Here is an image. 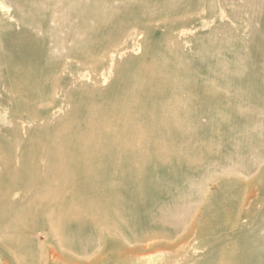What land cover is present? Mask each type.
Returning <instances> with one entry per match:
<instances>
[{
	"label": "rangeland",
	"instance_id": "1",
	"mask_svg": "<svg viewBox=\"0 0 264 264\" xmlns=\"http://www.w3.org/2000/svg\"><path fill=\"white\" fill-rule=\"evenodd\" d=\"M3 1L9 6L7 11L0 10V58L9 57L10 50L27 56L30 75L18 81L7 75L0 86V99L7 100L0 106V144L23 155L47 148L31 159L40 168L87 160L97 193L107 196L111 189L120 193V202L114 206L89 204L93 191H75L71 179L50 177L43 184L45 189L61 190V197L51 190L35 193L29 189L10 196L9 201L21 202L17 210L23 216L37 213L35 225L42 226L47 235L40 239L42 256L54 250L65 264L99 259L132 264L123 249L137 248L153 257L163 248L162 259L150 257L144 263L264 264V129L244 127L248 117L264 120V0H150L160 8L159 14L150 16L151 23L159 27L154 26L148 39H141L140 48L123 54L117 61L119 68L106 78L71 83L54 78L58 53L50 49L55 40L48 28L51 22L45 20L39 34L29 30L30 21L42 19L44 0ZM10 14L14 18L9 19ZM180 19L186 22L184 31L171 38L166 26L181 25ZM144 53L157 58V81L168 83V91L156 93L154 84L137 78L144 73L137 63ZM163 60L167 62L162 64ZM57 84H62L61 92L53 93ZM181 91L187 97L201 98L200 103H192L202 108L201 117H185L181 112L177 120L184 118L189 126L169 133L153 132L155 119L149 118L150 109L165 107L170 101L191 104L170 96ZM16 92L22 100L14 97ZM124 96L140 109L132 111V117L115 132L102 118H117L106 107ZM31 107L39 111L33 122L27 119ZM16 112L24 118V125L19 126ZM103 135L107 138L98 139ZM131 141L134 150L126 148ZM23 181L30 182L26 177ZM140 187L150 190L136 194L133 190ZM78 205L76 217L82 219L133 215L143 224L148 213L162 208L166 222L156 232L164 236L129 242L126 237L135 231L111 229L107 233L114 240V255L99 248L79 255L69 240L59 243L69 229H87L86 221L71 219ZM181 210L189 214H179ZM71 238L83 244L89 239ZM150 242L154 244L148 249ZM4 255L0 247V263ZM25 264L35 263L27 260Z\"/></svg>",
	"mask_w": 264,
	"mask_h": 264
},
{
	"label": "bare ground",
	"instance_id": "2",
	"mask_svg": "<svg viewBox=\"0 0 264 264\" xmlns=\"http://www.w3.org/2000/svg\"><path fill=\"white\" fill-rule=\"evenodd\" d=\"M43 2L44 5L42 9L44 15L42 19L39 18L38 20L35 19V21H30L29 24L31 23V27L29 30L30 33L35 32L39 34L45 29V20L51 22L48 28L52 31L53 35H55V40L50 44V49L53 53H56V55L58 53V61H56V65L54 66L56 72L54 78L57 82L64 80L66 83H71L76 80L79 81L80 79H88L89 77L92 78L93 81L106 78L107 73L119 68L117 61L123 54L130 51L132 53L137 51L140 48L141 39H148L154 26L159 27V25L151 23L150 16L159 14L160 8L158 9L152 6L150 0H44ZM163 5H165L164 2L161 3V8ZM8 6L9 5H6L3 0H0V10L2 12L7 11ZM190 6L191 5H188L184 9L187 10ZM7 13H9V11ZM23 16L22 13L21 17L23 18ZM8 18H14V15L10 14ZM9 19L7 21H10ZM180 20L183 22L181 25H174L173 23L169 27L166 26V34L171 38L183 33L186 22L184 19ZM27 59H29L27 56L17 54L11 50L9 57L0 58V86L4 84L3 82L7 75H10L11 79L15 81L27 76L26 74H29L28 66L25 64ZM156 60L157 58H155L153 54L144 53L137 61L144 73L138 75L137 78L144 82V84H154V87L158 90L156 93H161L160 91L163 90L168 91L169 86L168 83L163 85L157 81L159 70L157 69ZM166 62V60H163L162 64ZM172 84L174 85V82L171 80L170 86H172ZM61 85L62 84H60V86ZM60 86L57 84L56 87L52 88V92H61ZM139 92L140 90L137 91V93ZM184 93V91L179 93L173 92L170 93V96L180 98V100L184 98L191 104L170 101L165 107L154 110L150 109L149 118L152 120L155 119L151 127L153 132L159 131L169 133L174 130L181 131L189 126V123L185 121L184 118H182V120H177L181 112H183L184 116L186 114H191L195 117H201L203 112L201 111L202 108L192 105V103H200L202 101L201 98L195 94L187 97ZM16 96H18L17 92L14 94L15 98H17ZM19 99L20 97L18 96V100ZM205 100L208 101L206 105L209 107L211 101L209 98ZM6 101L7 100L1 98L0 106H3ZM139 109V104L127 96L115 98L111 101V104L106 107V111L108 114H117V118H111V116L107 117L105 115L102 118L103 124L110 125V127L117 132V126L120 124L125 125L126 121L132 117L130 113ZM210 109L208 108L206 111L210 112ZM18 114H16L15 118L18 120L19 126H21L24 118ZM208 114L210 115V113ZM38 117L39 111L31 107L27 119L33 122ZM157 118H159L160 121ZM172 120V124H169L168 122ZM0 121L3 120L0 119ZM244 127H253L263 130L264 120L257 119L256 117H248L245 120ZM100 138L106 139L107 137L103 135L98 139ZM126 148L134 150L135 145L133 141L129 142ZM45 149L48 150L45 147H40L35 152L23 155L7 150L0 144V247L5 254L1 257L0 264H25L27 260L35 264H65L62 257L54 250H50V254L42 256V243L40 239L43 237L47 239V235L42 230V226L39 227L35 225L34 216L37 213L34 211V213H28L26 216H23L19 210H17L21 202L9 201L10 196L21 193L25 189H29L35 193H47V190H51V192L58 194V197H61V190L51 188L45 189L46 185H43L46 179L50 177H59L65 181L71 179L74 185L72 189L75 191H81L83 189L93 191V196L88 201L89 204L93 203L110 207L120 202V193L116 191V189H111V192L109 191V195L107 196L97 193L96 185L90 180L94 172L91 170L87 160L83 163H76L74 165H48L45 168H40L37 164H33L31 162L32 157L37 153L45 151ZM71 150H74V147H71ZM98 175H100V173H98ZM81 176L86 178L87 181L82 180L83 178H80ZM25 177L30 180V182L26 183L23 181ZM149 190L150 189L146 187H140L135 188L133 191L136 194H140L142 192H148ZM185 207L184 210H186ZM79 208H81L80 205H78L77 208L75 207L72 217L70 215L72 211L66 213L71 219L74 218L73 220H77V222L82 223L86 221V224H88L87 229L80 230L71 228L63 237L61 233L59 234V228L56 227L55 229V232L62 237L59 243L65 244L69 240L72 245V250L79 255H87L97 248H99V250L102 249L103 253L114 255V246L111 243L114 242V240L110 237L109 233H107V231L111 229H116L120 233L135 231L132 237H126L129 242H148L164 236L161 235V232H156L157 230H162L166 222V218H163L165 212L162 208H159L152 214L148 213L144 219V224L141 220L134 218L133 215H131L132 217H125L107 214L102 217L82 219L79 218V215L76 217ZM181 212L182 210L178 213L181 214ZM188 214L189 213H187V215ZM155 216H160V220H156ZM179 217L182 218L180 215ZM180 218H178V221ZM171 219L172 218H170V220ZM190 226L192 227L193 224L190 223ZM143 227L145 228L143 229ZM75 235L88 237V243L83 244L75 241L71 238ZM117 244L121 248L123 247L122 244ZM153 244L154 243L150 242L147 244L146 248L149 249ZM123 250L124 255L129 259V263L132 264H145L144 262L151 257V253L141 254L138 252L137 248ZM163 251V248L157 249V254L153 255L151 258H154L153 260L155 261H157V259H162L164 256ZM158 263L167 264L159 260ZM68 264L108 263L103 259H99L87 263L82 260L71 261V263Z\"/></svg>",
	"mask_w": 264,
	"mask_h": 264
}]
</instances>
